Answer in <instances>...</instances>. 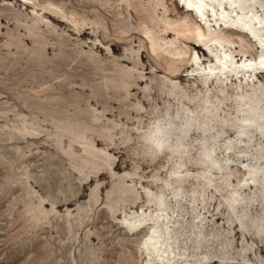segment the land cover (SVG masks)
Masks as SVG:
<instances>
[{
    "label": "rangeland",
    "instance_id": "1",
    "mask_svg": "<svg viewBox=\"0 0 264 264\" xmlns=\"http://www.w3.org/2000/svg\"><path fill=\"white\" fill-rule=\"evenodd\" d=\"M204 1L201 19L183 0H0V264H264V74L254 90L229 77L206 92L194 75L222 46L192 43L209 28L236 63L261 57L264 0ZM128 5L154 35L171 25L164 48ZM244 19L258 42L236 30ZM244 95L263 115L237 133ZM194 98L218 109L174 167L179 127L148 126ZM203 144L219 167L197 161Z\"/></svg>",
    "mask_w": 264,
    "mask_h": 264
},
{
    "label": "bare ground",
    "instance_id": "2",
    "mask_svg": "<svg viewBox=\"0 0 264 264\" xmlns=\"http://www.w3.org/2000/svg\"><path fill=\"white\" fill-rule=\"evenodd\" d=\"M19 1L22 2L23 4L29 6L28 5L29 0H19ZM183 1L184 2H183L182 7L185 10L190 11V12H194L197 16H200L202 19V16L204 14L203 9L206 5V2L204 0H183ZM244 2L242 4V6L239 5L240 9L245 8ZM230 3H231L230 1L227 2V4H229L232 7V4H230ZM127 7H128L127 10L131 14L137 13L136 15H138L140 18H142V20H143L142 22H144L145 25L140 30V32H142V34H143L142 36L144 37V40L149 42L150 46H153V45L157 46L158 45L159 47H157V48H164L160 43V39L164 38L165 33L170 32L169 30L171 28V25H167L168 27L160 29L159 31L161 33H159V31L157 30L158 32L156 33V35H154L155 31H153L152 28L150 27L151 25H149V21H152V19L150 18V15H149L150 19H147L148 18L147 15L141 13L142 9L139 10L136 8H132L130 5H128ZM246 7H247V10L250 11L249 7L248 6H246ZM233 9L236 10V7L234 6ZM47 11L50 15H54L53 17H57L55 12H53L52 10L48 9ZM215 15H217L216 21L218 19L223 18V16H222V18L219 17L220 13L219 14L215 13ZM139 17H137V18H139ZM247 17H248V15H247ZM60 19H61L60 20L61 22H64V20L62 18H60ZM222 21L225 22V20H223V19H222ZM249 23L250 22H248V20L244 19V21L242 22V25L239 26L238 28H236V30L240 31V32L242 31V32L248 34L252 40L257 41L258 40L257 35L255 33H253L249 28L246 27V25H248ZM252 23L256 24V22H254V21ZM153 25H155V23ZM156 25H158V24L156 23ZM113 26H115V25H113ZM114 28L116 29V26ZM85 29L88 30L89 27H85ZM111 29H113V28H111ZM74 30L77 31V28L74 27L73 31ZM126 30H127V28H126ZM171 30H173V29L171 28ZM116 31H118V30L116 29ZM164 31H166V32H164ZM128 32L129 33H135L134 31H132L130 29L127 30V33ZM176 33H178V32H176ZM184 36L186 37V35H184ZM222 37H224V36L220 32L210 31L209 28L206 29V32H203L200 29L196 30V33L194 35L195 39L193 38L194 41H192V43L195 46L201 48L202 50H205V48H209L210 47L209 43H215V44L218 43L219 45L222 46V55L220 57L216 58L214 64H209L207 67H204V68L208 69V70L206 69V71H208L207 75H202V76H200L199 74L194 75L195 78L198 80V86H200L201 88L204 89V91L207 92L209 90V86H210L209 83L210 82L212 84L215 83V84H218L220 86H223V85L227 86V82H226L227 78L233 77L234 81L237 82V85L235 86V88L237 89V92L243 91L244 89H246V86H248V85L252 86L253 90L256 89L255 86H256L257 81H254L253 79L251 80L250 76L254 75L255 78L256 77L258 78L259 77L258 74H264V54L261 57L249 58L248 55H246L244 53L243 61L240 62V64H238V63H236L237 61L236 62L234 61V56L231 55L230 52L225 51V49L223 48L224 45L221 44V42H220V39H222ZM167 50H165V51H167ZM146 51H148V50H146ZM152 51H157V50H152ZM169 52H170V50H169ZM147 54H148V52H147ZM154 55L155 54H153V56ZM156 56H158V54ZM191 65H192V63H191ZM197 68H198V66L195 69H197ZM177 69L176 68L174 69V66H173L172 72L176 73L175 71H177ZM216 70H218L219 74L214 73ZM109 75H111V74H109ZM238 93H243V92H238ZM234 101H235L236 111L239 113L242 110L241 114H239L237 117V120L239 122L236 123L237 124L236 132L237 133H243L246 130V126L243 123L244 120L245 121L248 120L249 117L256 118L258 116L257 118H259V116L263 115V114L260 111L258 113V111L256 109V105L253 102V100L247 98L245 95L242 98H240V100L237 101L234 99ZM177 103H178V106L176 107V109L173 111V113L171 115H168V112H165V114L163 116L155 117L151 126H148V131H150L153 127H162V126H167V125H169L171 129L174 127H179L176 131H174L172 133L171 139L169 140L167 147H166V148H168L170 155H174L177 157V159L175 160V163L173 164L174 167H178L181 164V161L178 160V157L180 156L181 153H183V149L185 148L184 137L187 133V130L189 128H192V126H193L194 128L201 129L200 131L202 133L207 132L208 126L203 125V124H204V122H206V120L208 118L210 119L211 118L210 115L212 114V116H213V113L215 112V110L218 109V106L213 108V109L210 108V106H206V105L203 106L201 104L200 100L195 99V98L191 101L186 102L187 105L193 106L192 110L186 109L185 107H183L182 103H180V102H177ZM198 108L201 109V116L200 117H198V116L195 117V116L189 115L192 112H196ZM166 110H168L167 107H166ZM188 115L190 116V118H187ZM251 126H261V124L257 120L256 123L253 125H250V127ZM158 133H160V134L158 136H156L157 138H161L164 136V132L161 131ZM228 147H230V143L227 142V148ZM162 150L163 149H160L159 151H162ZM212 150H213V148L211 146L203 144L201 146V150H200L199 155L197 157V161H199V162L202 161V162L206 163L208 167H213V166L219 167L218 166L219 161L216 160L212 156ZM159 151H157V152H159ZM206 170L207 169H204V171H206ZM248 171L250 173H252L254 171V167H251L250 169H248ZM236 196H237L236 193L232 192L231 195L229 196V199L232 201H235L237 199ZM157 197L159 199L163 198L161 194H158ZM161 201H163V199ZM153 231L157 232V230H153ZM155 236L156 235L151 234L146 238L145 241L155 240ZM154 251L156 252L157 250H154Z\"/></svg>",
    "mask_w": 264,
    "mask_h": 264
},
{
    "label": "water",
    "instance_id": "3",
    "mask_svg": "<svg viewBox=\"0 0 264 264\" xmlns=\"http://www.w3.org/2000/svg\"><path fill=\"white\" fill-rule=\"evenodd\" d=\"M243 2H244V0H235V2H234L233 5H234V6H237V5H238V6H239V5L242 6Z\"/></svg>",
    "mask_w": 264,
    "mask_h": 264
}]
</instances>
